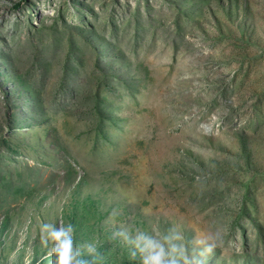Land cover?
Segmentation results:
<instances>
[{
	"label": "rangeland",
	"instance_id": "1",
	"mask_svg": "<svg viewBox=\"0 0 264 264\" xmlns=\"http://www.w3.org/2000/svg\"><path fill=\"white\" fill-rule=\"evenodd\" d=\"M44 222L264 264V0H0V264H49Z\"/></svg>",
	"mask_w": 264,
	"mask_h": 264
},
{
	"label": "clouds",
	"instance_id": "2",
	"mask_svg": "<svg viewBox=\"0 0 264 264\" xmlns=\"http://www.w3.org/2000/svg\"><path fill=\"white\" fill-rule=\"evenodd\" d=\"M42 243L50 245L49 264H88L82 257L80 248L74 244L73 225L65 223L57 226L54 223L44 222L39 227ZM226 226L218 228L203 239L196 241L198 247L188 253L183 235L169 229L160 235L137 230L134 235L121 231L119 235L129 244L132 257L139 256L140 264H206L207 257L217 248L225 244L223 234ZM93 250V245L88 246V251Z\"/></svg>",
	"mask_w": 264,
	"mask_h": 264
}]
</instances>
